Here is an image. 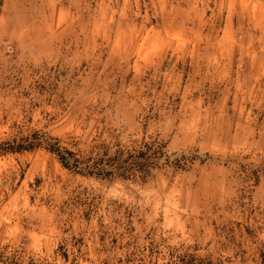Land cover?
<instances>
[{"label": "rangeland", "instance_id": "1", "mask_svg": "<svg viewBox=\"0 0 264 264\" xmlns=\"http://www.w3.org/2000/svg\"><path fill=\"white\" fill-rule=\"evenodd\" d=\"M0 264H264V0H0Z\"/></svg>", "mask_w": 264, "mask_h": 264}, {"label": "trees", "instance_id": "2", "mask_svg": "<svg viewBox=\"0 0 264 264\" xmlns=\"http://www.w3.org/2000/svg\"><path fill=\"white\" fill-rule=\"evenodd\" d=\"M61 159L66 166L71 167V166H73V164H75V163L71 162L70 154H68V155L61 154Z\"/></svg>", "mask_w": 264, "mask_h": 264}]
</instances>
